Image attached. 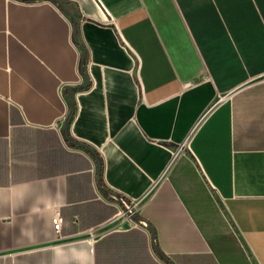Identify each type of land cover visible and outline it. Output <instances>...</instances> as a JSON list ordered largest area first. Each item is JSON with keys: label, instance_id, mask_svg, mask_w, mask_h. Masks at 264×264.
I'll use <instances>...</instances> for the list:
<instances>
[{"label": "crops", "instance_id": "1", "mask_svg": "<svg viewBox=\"0 0 264 264\" xmlns=\"http://www.w3.org/2000/svg\"><path fill=\"white\" fill-rule=\"evenodd\" d=\"M0 264H264V0H0Z\"/></svg>", "mask_w": 264, "mask_h": 264}, {"label": "built area", "instance_id": "2", "mask_svg": "<svg viewBox=\"0 0 264 264\" xmlns=\"http://www.w3.org/2000/svg\"><path fill=\"white\" fill-rule=\"evenodd\" d=\"M189 147L188 141H186L180 148L179 153H182L185 149ZM111 200L118 206V213L114 217L113 221H120V220H129L131 221L136 227L144 229L147 232H150V226L148 222L145 220L136 219V214L138 210V205L140 201H129L126 197L114 193L112 195ZM62 227V217L59 214H56L54 217V228L57 233H60Z\"/></svg>", "mask_w": 264, "mask_h": 264}, {"label": "trees", "instance_id": "3", "mask_svg": "<svg viewBox=\"0 0 264 264\" xmlns=\"http://www.w3.org/2000/svg\"><path fill=\"white\" fill-rule=\"evenodd\" d=\"M66 137H68L67 132H66ZM79 146H80V147H83V148H86L87 150H90L94 155L97 156V158H98V184H99L100 188H101L104 192H109V190L106 188V186H104V185L102 184V167H103V165H102V161L99 159L98 154H97L95 151L91 150V149H90L88 146H86V145L79 144ZM160 254H161V253H160ZM162 256H163V255H162Z\"/></svg>", "mask_w": 264, "mask_h": 264}]
</instances>
